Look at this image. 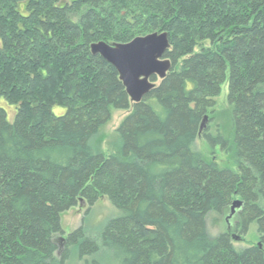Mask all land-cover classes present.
Returning a JSON list of instances; mask_svg holds the SVG:
<instances>
[{
	"label": "trees",
	"instance_id": "16d2710c",
	"mask_svg": "<svg viewBox=\"0 0 264 264\" xmlns=\"http://www.w3.org/2000/svg\"><path fill=\"white\" fill-rule=\"evenodd\" d=\"M152 33L167 35L171 69L131 104L90 46ZM225 82L233 140H205L235 170L194 150ZM0 99L16 108L12 121L0 108V264H64L72 249L117 264H264V0H0ZM111 110L129 114L105 157L91 141ZM102 197L116 215L97 238L82 226L64 237L61 214ZM234 201L236 230L255 224L261 247L208 235L207 216Z\"/></svg>",
	"mask_w": 264,
	"mask_h": 264
},
{
	"label": "rangeland",
	"instance_id": "374dc122",
	"mask_svg": "<svg viewBox=\"0 0 264 264\" xmlns=\"http://www.w3.org/2000/svg\"><path fill=\"white\" fill-rule=\"evenodd\" d=\"M227 95L228 84L225 82L221 87L220 95L215 99V107L212 113L207 115L204 128L194 142V150L200 153L206 161H214L221 168L229 167L235 170L233 154L230 151H224L219 145L211 146L205 140L206 135L215 137L217 134L222 135L229 142L233 140L232 112L227 102ZM0 108L4 109L8 120L12 121L16 112L15 106L7 103L4 99H0ZM53 113L60 116L64 114V109L54 108ZM128 114L129 111L111 110L110 121L99 129L97 135L91 141V147L94 151L101 152L105 157H108L117 149L119 145L117 128ZM229 213L230 210H227L221 215L210 213L207 216L208 235L213 238L221 233L228 232L232 237L233 245L239 250L259 245L256 225H250L246 234L241 235L235 227L237 222L236 213L230 218ZM115 215V208L107 198L102 197L91 207L84 204L62 213L60 217L61 229L64 237H66L82 226L88 238L96 239L102 227ZM111 256L109 251L102 250L96 255L79 258L76 250L72 249L68 261L64 264H117Z\"/></svg>",
	"mask_w": 264,
	"mask_h": 264
},
{
	"label": "water",
	"instance_id": "95a60500",
	"mask_svg": "<svg viewBox=\"0 0 264 264\" xmlns=\"http://www.w3.org/2000/svg\"><path fill=\"white\" fill-rule=\"evenodd\" d=\"M169 49L165 33H152L136 37L126 44L93 43L91 53L98 55L110 64L118 73L131 104H138L154 89L151 77L163 80L171 69V64L163 58ZM207 117L204 119V124ZM201 126L200 131L203 129ZM240 201H234L230 207L229 218L241 207ZM258 247H261L259 244Z\"/></svg>",
	"mask_w": 264,
	"mask_h": 264
},
{
	"label": "bare ground",
	"instance_id": "6f19581e",
	"mask_svg": "<svg viewBox=\"0 0 264 264\" xmlns=\"http://www.w3.org/2000/svg\"><path fill=\"white\" fill-rule=\"evenodd\" d=\"M98 56V55H97ZM80 206V205H79Z\"/></svg>",
	"mask_w": 264,
	"mask_h": 264
}]
</instances>
